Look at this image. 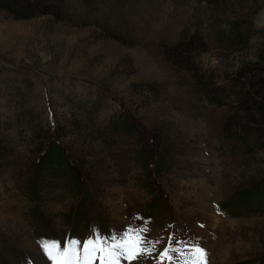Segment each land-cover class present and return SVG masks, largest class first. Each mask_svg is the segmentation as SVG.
<instances>
[{
    "label": "rangeland",
    "instance_id": "1",
    "mask_svg": "<svg viewBox=\"0 0 264 264\" xmlns=\"http://www.w3.org/2000/svg\"><path fill=\"white\" fill-rule=\"evenodd\" d=\"M257 4L255 30L239 48L216 40L203 0H64L58 10L44 0L29 17L0 7V264H45V239L144 221L131 193H141L142 215L185 206V230L192 213L210 214L217 238L206 246L216 264L262 260L264 198L252 195V207L224 200L264 179V148L229 132L245 118L229 76L255 60L264 0ZM41 5L46 12H36ZM182 42L187 66L167 56ZM39 132L60 134L71 168L39 164ZM146 185L168 201L155 204ZM213 199L226 212L212 214ZM73 211L80 237L68 235ZM168 211L152 216L151 233ZM154 237L163 240L156 252L168 237Z\"/></svg>",
    "mask_w": 264,
    "mask_h": 264
},
{
    "label": "trees",
    "instance_id": "2",
    "mask_svg": "<svg viewBox=\"0 0 264 264\" xmlns=\"http://www.w3.org/2000/svg\"><path fill=\"white\" fill-rule=\"evenodd\" d=\"M44 0H0V7L8 10L13 15L18 17H29L33 13L35 3H39ZM56 3L57 10L64 0H53ZM226 1V0H225ZM204 3L209 5L210 8L207 12L211 21L209 24V30L215 35V38L221 44L228 46H235L239 48L241 46L246 47L248 45V38H251L254 32L256 21L255 14L258 4L257 0H239V9H231L228 11L227 5L222 0H203ZM60 3V4H59ZM45 6H38L36 12H46L43 8ZM56 10V15L58 12ZM261 38L257 45V53L255 60L250 63H244L240 65L238 71L234 76H229V83L234 87L232 95L234 97L233 103L238 110L242 111L244 119L239 122H233L231 130L229 132H238L237 135L245 140L249 139L257 143L260 148H264V26L259 29ZM186 43H181L176 46L168 48V58L176 62L177 65L187 66L188 56L186 55L187 48L184 47ZM186 46V45H185ZM242 49V48H241ZM231 91V90H230ZM216 93H212L214 96ZM41 132L37 135L39 137L36 148H40L44 152L39 158V164L44 162L57 161L60 163H66L69 165V159L65 147L60 144V140L57 136L60 134L48 135L41 137ZM44 139V141L42 140ZM44 142V143H43ZM47 143V144H46ZM159 148L156 149L158 153L163 154L162 145L157 143ZM165 149V148H164ZM71 165H69L70 167ZM73 166V165H72ZM71 166V167H72ZM70 167V168H71ZM86 175L87 170H82ZM35 177L30 176L28 184L33 189L35 184ZM34 180V183H33ZM264 191V179H260L258 182H254L245 188L241 193H236L239 198L249 199L252 195H260V192Z\"/></svg>",
    "mask_w": 264,
    "mask_h": 264
},
{
    "label": "snow or ice",
    "instance_id": "3",
    "mask_svg": "<svg viewBox=\"0 0 264 264\" xmlns=\"http://www.w3.org/2000/svg\"><path fill=\"white\" fill-rule=\"evenodd\" d=\"M149 231L150 227L142 226H129L109 234L96 229L83 240L71 238L61 243L45 239L42 249L51 264H121V260L139 264L146 257L158 264H209L208 252L199 243L176 240L173 236L168 237L163 248L153 252L146 247ZM181 244L183 248H178Z\"/></svg>",
    "mask_w": 264,
    "mask_h": 264
},
{
    "label": "bare ground",
    "instance_id": "4",
    "mask_svg": "<svg viewBox=\"0 0 264 264\" xmlns=\"http://www.w3.org/2000/svg\"><path fill=\"white\" fill-rule=\"evenodd\" d=\"M222 247V246H221ZM220 250V249H219ZM220 253V252H219ZM224 257V256H223Z\"/></svg>",
    "mask_w": 264,
    "mask_h": 264
}]
</instances>
